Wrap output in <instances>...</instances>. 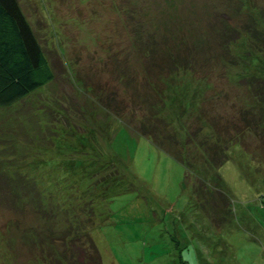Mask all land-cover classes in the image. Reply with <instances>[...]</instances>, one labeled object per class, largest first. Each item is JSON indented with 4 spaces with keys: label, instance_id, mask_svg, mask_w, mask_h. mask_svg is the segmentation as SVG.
<instances>
[{
    "label": "rangeland",
    "instance_id": "1",
    "mask_svg": "<svg viewBox=\"0 0 264 264\" xmlns=\"http://www.w3.org/2000/svg\"><path fill=\"white\" fill-rule=\"evenodd\" d=\"M18 3L55 78L0 108V264L91 208L103 264H264V0Z\"/></svg>",
    "mask_w": 264,
    "mask_h": 264
},
{
    "label": "trees",
    "instance_id": "2",
    "mask_svg": "<svg viewBox=\"0 0 264 264\" xmlns=\"http://www.w3.org/2000/svg\"><path fill=\"white\" fill-rule=\"evenodd\" d=\"M173 60L176 61L177 58L174 57ZM52 69V65L47 59L34 30L29 25L25 14H23L18 0H0V108L10 107L36 91V89L46 86L48 82L55 78ZM144 135L152 137L159 147L168 151L187 168L180 156L177 155L176 149L168 148L164 142L156 141L155 134L146 132ZM236 143L233 141L230 145L233 146ZM237 144L239 145V142ZM223 164L225 163H219L216 168L218 169ZM188 177L190 176L187 173L186 178L188 179ZM198 187L197 185L192 186L193 193L199 201ZM258 191L259 194L263 195L262 190ZM219 195L220 199L214 203L217 204V207L221 208L222 205L226 207L231 204V198L226 191H220ZM252 195L247 196L248 199ZM262 195V207L264 208V195ZM44 210L48 214V208L46 207ZM57 212L55 211L54 216L57 215ZM86 216V221L83 220L85 223H82V219H79L66 225L71 230L70 233L65 234L67 235L65 243L67 242L66 245L69 246L64 254L62 253L65 258L59 256V254H57L59 259H55L53 256H50V259L44 256L42 258L48 260L49 264H103V258L94 243L91 233H89V228L94 223V209L91 208ZM255 218L251 216L253 223H257L263 232L264 224H261L263 221L258 220L256 216ZM181 263L187 264L188 262L183 259Z\"/></svg>",
    "mask_w": 264,
    "mask_h": 264
},
{
    "label": "crops",
    "instance_id": "3",
    "mask_svg": "<svg viewBox=\"0 0 264 264\" xmlns=\"http://www.w3.org/2000/svg\"><path fill=\"white\" fill-rule=\"evenodd\" d=\"M262 237H264V230H263V232H262ZM258 239H259V238H258ZM254 241H255V240H254ZM258 242H259V243H264V238H263V239L260 238Z\"/></svg>",
    "mask_w": 264,
    "mask_h": 264
}]
</instances>
